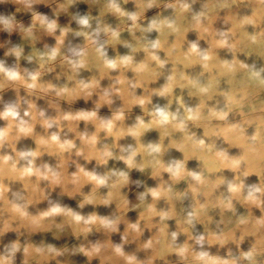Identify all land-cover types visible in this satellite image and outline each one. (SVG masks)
<instances>
[{"label":"clouds","instance_id":"obj_1","mask_svg":"<svg viewBox=\"0 0 264 264\" xmlns=\"http://www.w3.org/2000/svg\"><path fill=\"white\" fill-rule=\"evenodd\" d=\"M0 264H264V0H0Z\"/></svg>","mask_w":264,"mask_h":264},{"label":"rangeland","instance_id":"obj_2","mask_svg":"<svg viewBox=\"0 0 264 264\" xmlns=\"http://www.w3.org/2000/svg\"><path fill=\"white\" fill-rule=\"evenodd\" d=\"M81 105H82V102H81ZM36 239H39V237H36Z\"/></svg>","mask_w":264,"mask_h":264},{"label":"crops","instance_id":"obj_3","mask_svg":"<svg viewBox=\"0 0 264 264\" xmlns=\"http://www.w3.org/2000/svg\"><path fill=\"white\" fill-rule=\"evenodd\" d=\"M130 215H133L134 216L135 214L133 213V214H130Z\"/></svg>","mask_w":264,"mask_h":264}]
</instances>
